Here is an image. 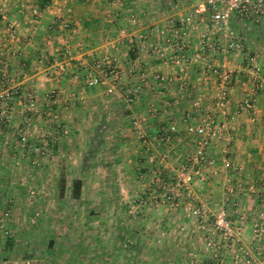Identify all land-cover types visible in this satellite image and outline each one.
<instances>
[{
  "label": "crops",
  "instance_id": "crops-1",
  "mask_svg": "<svg viewBox=\"0 0 264 264\" xmlns=\"http://www.w3.org/2000/svg\"><path fill=\"white\" fill-rule=\"evenodd\" d=\"M197 3L198 0H0V57L5 56L1 42L7 34L9 24L14 25L16 35L8 44L11 54L6 57L10 84L20 95V101H14L10 115L12 124L24 120V95L31 88L37 93L38 112L31 115L33 124L30 129L34 125L40 126L39 129L43 126L50 137L54 133L62 132L64 128L66 131L77 132L87 147L100 149L105 143L110 144L109 134L112 132L116 136L115 144L110 146L112 151L116 147L132 149L138 142L136 135H133L134 131H131L130 123L133 116H138L145 118L149 125L147 146L138 144L146 152L159 146L163 150L162 154L172 150L174 153L179 146H193V139L190 138V143L183 135L186 128L183 113L187 97L178 92L175 83L161 87L151 77L154 71L175 76L178 74L177 66L170 57L155 55L151 46L155 45L158 37L155 31L162 27L167 18H179L188 14ZM181 6L184 8L180 9ZM201 15L202 13L192 19L193 23L189 27L192 52L197 49L199 30L194 22ZM62 21L67 23L64 28L60 25ZM240 32L246 34L244 29ZM66 47L70 49L69 55L62 53ZM105 54L117 57L126 86L139 82L129 70L132 64L146 71L148 84L143 87L142 96L137 102H127L121 94H108L106 82L86 86L87 77L96 71L95 63ZM260 59L261 55L257 56V66L264 74V61ZM214 64L221 69L233 71L227 118L235 120L236 129L231 131L230 157L234 165L241 167L242 175H229L233 184L240 180H256L259 191L257 194L238 189L233 193L229 192L225 182L228 173L222 167L218 148L214 147L209 152L216 158V168L204 169L206 181L197 183V190L198 184L204 186L202 190L195 192L198 199L208 207H225L234 221L240 220L241 213L247 214V221L241 222L244 230L243 242L250 245L253 244L251 217L256 211L264 210V91L259 89L257 92L253 120L244 112L235 115V104L243 89L254 88L255 80L238 58L230 63L214 58ZM58 65L65 69L60 77L53 76L51 72ZM198 75L200 70L191 66L186 78L190 83L193 80L195 84ZM261 85L263 87V82ZM212 88L213 85H210L206 90L204 108L210 105ZM158 91L162 93L159 94ZM2 92L4 88H0V93ZM171 102L174 104L168 105ZM152 103L155 104V110L151 109ZM122 106L124 111L121 110ZM53 112L58 115V123L62 126L60 131L54 129ZM159 126H165L172 132L173 139L170 143H161L154 137ZM49 140L46 141L51 145ZM151 152L152 150L148 152V156L144 155L146 172L152 174L153 168L172 165L171 161L163 159V156L169 155L164 154L160 158L159 153L154 159ZM163 207L156 210L166 214L178 210ZM182 210L180 208V218L176 221H160L157 226L171 224L176 228V235L160 238L165 244L191 246L186 256L189 258L195 252L202 253L195 247L198 242L201 247L203 243L196 239L200 231L194 221L183 219ZM12 245V239L5 242L0 240V264H53L46 256L35 257L29 252H16ZM262 245L264 246V242ZM173 254L177 256L181 251L178 249ZM228 263L231 264L230 261Z\"/></svg>",
  "mask_w": 264,
  "mask_h": 264
},
{
  "label": "rangeland",
  "instance_id": "rangeland-1",
  "mask_svg": "<svg viewBox=\"0 0 264 264\" xmlns=\"http://www.w3.org/2000/svg\"><path fill=\"white\" fill-rule=\"evenodd\" d=\"M199 17L203 19L197 18L194 24L200 30L207 15L202 13ZM232 26L239 31L244 29L249 49L264 61V23L232 19ZM155 44L163 45V37L158 36ZM215 57L210 53L204 62L192 65L200 70V75L194 78L195 84L193 80L189 83L185 95L189 102L185 101L183 119L186 111L191 116L194 113L193 124L198 123L204 109L210 83L208 64H214ZM124 109L122 106L121 110ZM23 121L13 125L10 119L9 124H0V240L12 239L16 252L46 256L53 264H187L190 261L193 256H186L191 246L165 244L160 238L176 235V228L171 224L158 227L157 222L176 221L180 218V208L183 219L192 220L186 216L184 206L199 201L198 196L193 201L182 195L160 201L164 190L153 184L155 168L152 174L148 173L144 164V155L148 156L152 150L154 159L159 153L160 158L167 154L169 157L163 159L172 164L165 168L158 165V169L177 168L194 150V135L186 128L183 135L190 143V138L193 139V146H179L174 153L172 150L162 154L159 146L147 152L138 147L142 143L137 137L138 144L132 149L116 147L112 151L110 146L115 144L116 136L111 132L110 144L93 149L84 145L75 131L65 129L50 137L43 126L39 129L37 125L26 131L23 142L17 133ZM75 179L82 182L77 199L71 197V183ZM197 183L193 185L196 192L204 186L198 184L197 190ZM162 206L178 210L168 214L156 210ZM197 235L196 239H200L201 233ZM177 248L181 254L172 255ZM195 248L199 252L203 250L199 242Z\"/></svg>",
  "mask_w": 264,
  "mask_h": 264
},
{
  "label": "built area",
  "instance_id": "built-area-1",
  "mask_svg": "<svg viewBox=\"0 0 264 264\" xmlns=\"http://www.w3.org/2000/svg\"><path fill=\"white\" fill-rule=\"evenodd\" d=\"M182 1V0H180ZM206 13L207 18L204 26L197 31V49L191 51L192 42L191 31L192 19L199 14ZM197 19V18H196ZM195 19V20H196ZM203 18H200L202 20ZM232 19L247 20L253 23H264V0H198L193 10L179 18L168 19L164 28H159L158 36L163 37L164 44H155L152 51L160 57H170L177 66V75L168 76L162 72L154 71L152 79L157 81L161 87L175 83L178 92L186 95L189 81L186 78L188 70L193 64L204 62L207 55L215 54L226 63H230L234 58H238L244 65L246 71L255 80L254 88H244L240 99L235 104V111L246 113L253 120V109L259 89L264 91V76L257 66V57L249 49L245 36L233 28ZM66 22L60 23L61 27H66ZM15 27L13 24L7 26V34L1 42L4 48V58L0 57V88L4 92L0 93V124L7 125L10 122V115L14 108V101H20L19 93L10 84L6 66L7 58L11 54L8 44L15 38ZM144 38V36H140ZM163 46V47H162ZM63 55H69L70 49L64 48ZM96 71L90 74L85 84L95 86L106 82V92L108 94H121L127 102H137L142 96V89L148 84V76L144 69L132 64L130 72L139 79L137 84L126 86L122 78V70L118 65L117 57L113 54L102 55L95 63ZM210 69V83L213 85L210 94V106L202 109L198 123L193 124L191 119H195V114L186 111L184 119L188 121L186 131L194 135V150L189 153L183 162L176 167L155 169L154 183L164 190L162 202L174 200L180 195L187 201H193L197 195L193 189L196 182L206 181L204 169H215L216 158L210 154L209 150L216 147L221 154V164L228 173L225 180L226 189L229 192L246 191L250 194H257L259 185L255 180H240L236 184L232 183L230 173L240 177L242 169L234 165L230 157L231 153V131L236 129L235 120L227 118V109L230 105L229 90L233 81V71L221 69L215 64H208ZM52 75L60 77L64 74L63 66L52 68ZM263 82V87L261 85ZM159 94L162 91H158ZM158 94V95H159ZM25 103L23 113H29V117L24 115L23 125L18 129V136L21 141H25L26 131L30 129L33 114H37L38 97L34 89H28L24 95ZM173 105L171 102L168 105ZM197 106L196 102H193ZM151 109L155 110V104H151ZM31 116V117H30ZM53 121L58 119L57 113L53 112ZM131 126L136 137L142 146L148 144V123L145 118L133 116ZM62 127L58 121L55 123V130L60 131ZM62 132H65L62 128ZM172 132L165 126H159L154 137L161 143H170L173 139ZM194 202V201H193ZM187 203L184 206L186 216L192 219L198 231L201 233L203 243L202 253H194L187 264H261L264 262V210L256 211L251 217V240L253 244L245 245L243 242L244 230L242 221H247L248 215H240L239 221L231 219L225 207L212 209L200 200L195 203Z\"/></svg>",
  "mask_w": 264,
  "mask_h": 264
},
{
  "label": "trees",
  "instance_id": "trees-1",
  "mask_svg": "<svg viewBox=\"0 0 264 264\" xmlns=\"http://www.w3.org/2000/svg\"><path fill=\"white\" fill-rule=\"evenodd\" d=\"M65 183V180H63V184ZM64 186V185H63ZM63 186L61 187V190L63 192ZM81 188H82V182L80 179H75L71 183V197L74 199H77L81 195Z\"/></svg>",
  "mask_w": 264,
  "mask_h": 264
}]
</instances>
